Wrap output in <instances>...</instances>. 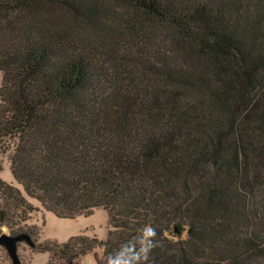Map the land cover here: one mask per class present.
<instances>
[{
  "label": "trees",
  "instance_id": "obj_1",
  "mask_svg": "<svg viewBox=\"0 0 264 264\" xmlns=\"http://www.w3.org/2000/svg\"><path fill=\"white\" fill-rule=\"evenodd\" d=\"M0 72V225L107 212L48 264L145 224L151 264H264V0H0Z\"/></svg>",
  "mask_w": 264,
  "mask_h": 264
},
{
  "label": "rangeland",
  "instance_id": "obj_2",
  "mask_svg": "<svg viewBox=\"0 0 264 264\" xmlns=\"http://www.w3.org/2000/svg\"><path fill=\"white\" fill-rule=\"evenodd\" d=\"M2 82V73L0 72V86ZM10 153L11 148H5L0 151V178L7 183H12L16 187L20 188L23 192L22 185L17 183L13 178L10 166ZM24 193V192H23ZM27 199L38 210L28 213L25 222H20L17 225L18 228H25V226L36 225L39 227V234L33 238L34 245H29L26 241H20L17 244V252L21 261V264H48L49 254L47 252L37 251L36 244L43 243L44 241L51 240L58 243H63L72 236L78 234H84L87 237H96L99 240L106 238L108 216L107 212L103 208H96L92 214L88 216H76L74 218H60L53 213L43 210L37 200ZM24 232V231H22ZM19 232V233H22ZM6 233L14 235L10 232L9 227L6 225H0V234ZM18 234V233H17ZM186 237V230L179 234V238ZM98 254H101L100 248H95ZM93 252L87 253L81 257L78 261L72 263L58 262L55 264H95ZM0 264H12L11 258L8 255L5 247L0 245Z\"/></svg>",
  "mask_w": 264,
  "mask_h": 264
},
{
  "label": "clouds",
  "instance_id": "obj_3",
  "mask_svg": "<svg viewBox=\"0 0 264 264\" xmlns=\"http://www.w3.org/2000/svg\"><path fill=\"white\" fill-rule=\"evenodd\" d=\"M157 232L150 224L137 229V233L121 244L119 249L106 259V264H151L149 255L159 246Z\"/></svg>",
  "mask_w": 264,
  "mask_h": 264
},
{
  "label": "water",
  "instance_id": "obj_4",
  "mask_svg": "<svg viewBox=\"0 0 264 264\" xmlns=\"http://www.w3.org/2000/svg\"><path fill=\"white\" fill-rule=\"evenodd\" d=\"M20 241H26L29 245H34L32 238L25 232L18 233L15 235L1 233L0 234V245L5 247L8 255L11 258L12 264H21L18 252L17 244Z\"/></svg>",
  "mask_w": 264,
  "mask_h": 264
}]
</instances>
